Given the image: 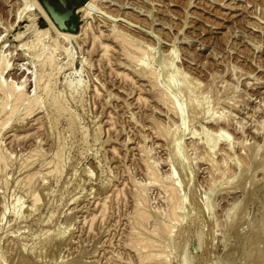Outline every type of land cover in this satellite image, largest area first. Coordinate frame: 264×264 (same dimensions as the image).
Masks as SVG:
<instances>
[{
  "label": "rangeland",
  "instance_id": "374dc122",
  "mask_svg": "<svg viewBox=\"0 0 264 264\" xmlns=\"http://www.w3.org/2000/svg\"><path fill=\"white\" fill-rule=\"evenodd\" d=\"M73 23L0 0V264H140L144 211L167 264H264V0H85Z\"/></svg>",
  "mask_w": 264,
  "mask_h": 264
},
{
  "label": "bare ground",
  "instance_id": "6f19581e",
  "mask_svg": "<svg viewBox=\"0 0 264 264\" xmlns=\"http://www.w3.org/2000/svg\"><path fill=\"white\" fill-rule=\"evenodd\" d=\"M51 23H53V22H51V20H50V24ZM55 26V25H54ZM56 27V26H55ZM56 29L58 30V28L56 27ZM59 32H61L62 33V31H60V30H58ZM64 33H71V32H64ZM73 34H76V33H73ZM17 38H18V36H17ZM41 58V57H40ZM48 59H46V61L45 60H43V64L41 65L40 63H38V64H40V66H41V68L40 69H42V67H46V65H49V68H50V66H52V67H54L53 65H55V63L54 62H56L55 61V57L53 56V55H50L49 57H47ZM39 60V59H38ZM55 67H57V64L55 65ZM58 68V67H57ZM47 69H48V67H47ZM51 69V68H50ZM54 69V68H53ZM52 69V70H53ZM44 70H45V68H43L42 69V71L44 72ZM47 71V70H46ZM42 72V74H41V72H40V77H38L37 79H35L34 81H35V83L34 84H36V90H38L37 88L38 87H41L42 85L43 86H45V88L43 89L44 91H47L48 93V96L50 95V92L52 91V89L50 90L49 89V85H47V84H42L43 83V80H44V78H45V75H46V72L45 73H43ZM58 72V71H57ZM142 73L144 72V71H141ZM48 75H50L49 74V72L47 73ZM38 75H39V73H38ZM48 75H46L47 76V78H49L48 77ZM52 75V74H51ZM34 76V75H33ZM156 76H157V74H156ZM52 77V76H51ZM158 77V76H157ZM156 77V78H157ZM47 78H46V80H47ZM155 78V77H154ZM49 80V79H48ZM52 80V79H51ZM46 82V81H45ZM50 82V81H49ZM48 83V82H47ZM51 83V82H50ZM2 84V83H1ZM49 84V83H48ZM3 85V84H2ZM2 85H0L1 87H3ZM51 85H52V83H51ZM142 86V85H141ZM53 87V86H52ZM144 87V86H143ZM4 88V87H3ZM69 88V87H68ZM41 89V88H40ZM22 90V89H21ZM42 90V91H43ZM49 90H50V92H49ZM0 91H1V89H0ZM41 91V90H40ZM54 91V90H53ZM53 91H52V93H53ZM5 92V91H4ZM10 92V91H9ZM12 92V101L10 100L9 101V99H8V97H9V95L8 94H10V93H8V92H6V93H8L7 95L8 96H5L6 98H5V102H2V103H4V108L6 107H8V105H9V103H11L12 104V109H10L11 111H10V116L13 114V115H15L16 113H18L17 111H20V110H18V106L20 107L21 105H24V103H25V101L26 100H28L29 99V96H23V94H26V93H24L23 92V94L21 95V93H18L17 92V90L15 89V91H11ZM52 93H51V95H52ZM44 94V93H43ZM2 95V94H1ZM4 95V94H3ZM27 95V94H26ZM59 96H61V94L59 95ZM3 97V96H2ZM2 97H1V99H2ZM34 97V96H33ZM52 98L51 99H53L54 100V98H53V96H51ZM33 99H35V98H33ZM47 99H49V98H47ZM50 99V100H51ZM30 100V99H29ZM53 100H51L52 102H53ZM61 100V99H60ZM163 100V99H162ZM4 101V100H3ZM35 101V100H34ZM37 101V100H36ZM57 101H59V100H57V97H56V102ZM66 101V100H65ZM32 102V99H31V101H30V103ZM39 102V101H38ZM55 102V103H56ZM67 102V101H66ZM29 103V102H28ZM42 103V102H41ZM64 103V102H63ZM10 104V105H11ZM21 104V105H20ZM26 104V103H25ZM32 104V103H31ZM38 104V103H37ZM40 104V103H39ZM59 104V103H58ZM41 105V104H40ZM43 105V104H42ZM53 105V104H52ZM55 105V104H54ZM53 105V106H54ZM61 105V104H60ZM0 106H1V104H0ZM2 107V106H1ZM54 107H56V105L54 106ZM40 108H42L41 106H40ZM51 108H52V106H51ZM50 108V109H51ZM63 108V107H62ZM176 108V107H175ZM0 109H2V108H0ZM7 109H9V108H7ZM6 109V110H7ZM28 109H30V108H28ZM60 109V108H59ZM65 109V108H64ZM5 110V111H6ZM1 111H3V110H0V113H1ZM5 111H3V112H5ZM29 111V110H28ZM62 111V110H61ZM69 111H70V109H69ZM176 111V115L180 118V119H184V115H183V113H182V111L180 110V109H178L177 108V110H175ZM9 112V111H8ZM71 112V111H70ZM29 113V112H28ZM27 113V114H28ZM61 113H63V112H61ZM2 115V113L0 114V116ZM6 115H8L9 116V114H6ZM47 115V114H46ZM52 115V114H51ZM49 117V116H48ZM10 118V117H9ZM3 119V118H2ZM4 119H5V117H4ZM3 119V120H4ZM8 119V118H7ZM6 120V119H5ZM10 120V119H9ZM70 120V119H69ZM12 121V120H11ZM2 122V121H1ZM55 122V121H54ZM6 123V122H5ZM8 123V122H7ZM6 123V124H7ZM6 124H4L5 126H6ZM72 125V124H71ZM55 126H56V124H55ZM73 126V125H72ZM4 127V126H3ZM2 127V128H3ZM1 128V127H0ZM1 128V129H2ZM73 131V130H72ZM205 131V130H204ZM205 134H207V133H205ZM205 134H204V138H206L205 139V145H204V147L206 148V150H212V149H214L215 148V146H216V144H217V141H216V138H217V136L218 135H220V132H219V134H217V136L215 135V137H214V135L213 136H211L210 135V133L209 134H207L206 136H205ZM221 135H223V133H221ZM57 137H58V135H57ZM63 138V137H62ZM58 140V139H57ZM67 141V140H66ZM65 142V141H64ZM59 144V143H58ZM62 144V143H61ZM180 146V145H179ZM178 146V147H179ZM61 147V146H60ZM70 148V147H69ZM59 150H60V148H59ZM179 150V148L177 149V152H179L178 151ZM63 152V151H62ZM210 152V151H209ZM4 153V152H3ZM58 154V153H57ZM60 155H63V154H60ZM59 156V155H58ZM2 157L4 158L5 156H3L2 155V151L0 150V161H1V159H2ZM40 158H41V156H39ZM63 158V157H62ZM67 158V157H66ZM43 159V158H42ZM30 160V159H29ZM31 160H32V158H31ZM22 162V161H21ZM28 162V161H27ZM51 162V161H50ZM2 163V162H1ZM26 163V162H25ZM31 163V162H30ZM5 165V164H4ZM22 165V164H21ZM46 165V164H45ZM49 165V164H48ZM57 166V165H56ZM23 167V166H22ZM50 167V166H49ZM2 170H4V168L2 169ZM56 170V169H55ZM62 170H64V169H62ZM1 172H3V171H1ZM52 172V171H51ZM49 173V172H48ZM47 173V174H48ZM57 174V173H56ZM61 175H62V173H61ZM174 199H175V197H173ZM172 198V195H170V197L168 198V200L170 201V202H173V199ZM141 199V198H140ZM171 199H173V200H171ZM175 201V200H174ZM171 204V203H170ZM169 204V205H170ZM36 205V204H35ZM172 205H173V203H172ZM147 206V205H146ZM145 206V207H146ZM20 207H22V206H20ZM143 207V206H142ZM140 208V207H139ZM171 208V210H173L172 208H173V206L172 207H170ZM145 210L147 209V208H144ZM148 210V209H147ZM8 211V210H7ZM17 211V210H16ZM143 211V210H142ZM170 211V210H169ZM145 212V211H144ZM143 212V213H144ZM149 212V211H148ZM172 212V211H171ZM16 213V212H15ZM143 213H139V216H137L138 218H136L135 217V223L134 224H136L137 226H136V228H137V230L139 231V234L137 235V237H139V241L140 240H142L143 242H144V244H145V246L147 247V245L148 244H146L145 243V239L143 238V234H144V230L142 229L143 228V226H144V224L141 222V221H143V220H141L144 216H146L145 214H143ZM148 215V214H147ZM170 215H171V213H170ZM145 218V217H144ZM149 218V217H148ZM164 219V218H163ZM146 221V220H145ZM143 224V225H142ZM156 225H155V229H154V231L156 230L157 231V233H160V235L161 234H164L165 233V235H166V241H168V244H170V239L172 238V236L170 235V232L168 233L167 231V226L165 225V223L164 222H159V220H157V222L155 223ZM135 227V226H134ZM135 231V230H134ZM170 231V230H169ZM148 232V231H147ZM167 232V233H166ZM147 235L149 234V233H146ZM152 234V233H151ZM155 234V233H154ZM255 234V233H254ZM135 235V236H136ZM151 236V235H150ZM156 236L157 237H159L158 236V234H156ZM170 236H171V238H170ZM264 237V236H263ZM142 238V239H141ZM160 238V237H159ZM37 239V238H36ZM137 240V241H138ZM161 241V240H160ZM143 242H141V244L138 242V243H136L137 244V246H142V244H143ZM146 242H149V241H146ZM255 242V241H254ZM150 243V242H149ZM144 244H143V246H144ZM153 244V243H152ZM155 244V243H154ZM165 244H166V242H165ZM171 245V244H170ZM252 245V244H251ZM261 245V244H260ZM135 246V245H134ZM142 246V247H143ZM144 246V249H146L145 251H143V250H139V253H140V256H141V259H142V263H140V264H167V255L164 257V256H162V255H159L158 253H157V251L159 250V249H154L151 245H148V246H151V247H145ZM135 248V247H134ZM137 248V247H136ZM141 248V247H140ZM150 248H152V249H150ZM139 249V248H138ZM137 249V250H138ZM162 249V248H161ZM24 251V250H23ZM162 253V252H161ZM34 257V256H33ZM141 259H140V261H141ZM178 259V258H177ZM2 261V260H1ZM176 261H178V260H176ZM179 262H180V264H184L185 262H183L182 261V258H180V260H179ZM178 262V263H179ZM250 262V261H249ZM255 262V261H254ZM258 262H261L260 260L258 261ZM260 264H262V263H260Z\"/></svg>",
  "mask_w": 264,
  "mask_h": 264
},
{
  "label": "water",
  "instance_id": "95a60500",
  "mask_svg": "<svg viewBox=\"0 0 264 264\" xmlns=\"http://www.w3.org/2000/svg\"><path fill=\"white\" fill-rule=\"evenodd\" d=\"M53 24L62 32L76 33L73 18L85 0H38Z\"/></svg>",
  "mask_w": 264,
  "mask_h": 264
}]
</instances>
